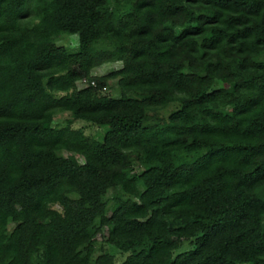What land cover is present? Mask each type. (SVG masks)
<instances>
[{
  "label": "trees",
  "instance_id": "1",
  "mask_svg": "<svg viewBox=\"0 0 264 264\" xmlns=\"http://www.w3.org/2000/svg\"><path fill=\"white\" fill-rule=\"evenodd\" d=\"M111 60L121 67L89 75ZM83 77L95 86L77 88ZM109 78L119 97L101 93ZM61 111L71 118L56 126ZM78 119L105 126L102 138ZM112 187L134 199L108 210ZM183 239L193 247L172 257ZM116 253L264 264V0H0V264Z\"/></svg>",
  "mask_w": 264,
  "mask_h": 264
},
{
  "label": "rangeland",
  "instance_id": "2",
  "mask_svg": "<svg viewBox=\"0 0 264 264\" xmlns=\"http://www.w3.org/2000/svg\"><path fill=\"white\" fill-rule=\"evenodd\" d=\"M110 7L115 10L116 8H122L121 6L118 7V5L111 1L110 2ZM56 43L59 45L64 46L68 51H75L78 46V40L77 36L75 34H62L56 39ZM100 44H95V47H100ZM121 67V62L119 60H111V61H106L101 63L98 66L93 67L90 70L89 75L93 77H98V76H103L107 73H110L112 71L118 70ZM76 87L81 88L82 85L76 82ZM216 88L217 86L214 85ZM101 93L108 95L109 97L116 98L119 97L120 91L117 85V78H109L104 82V86L101 89ZM127 95L129 96H138V93L131 92L128 93ZM179 108L178 102H170L168 103L164 108H161L155 112L157 116L160 117H167L168 114L171 112L177 110ZM151 115L152 112H149ZM70 113L67 111H61V112H55L52 117V122L54 125H61L64 123L65 120L70 119ZM72 127L80 129L84 135L88 137H92L94 139H101L104 131L106 130V127L103 126H96L90 122H86L83 120H74L72 122ZM61 155L64 157H67L71 155L72 153L62 150L60 151ZM74 157L79 163H83V158L80 155L74 154ZM131 166L133 170L136 173L142 172L143 168L141 164L136 160L133 159L131 162ZM115 197H120V198H132V196H128L127 194L121 192L118 188L112 187L106 190V193L104 194V199L106 200L107 208L110 210ZM53 208L59 209L60 207L58 205H53ZM105 235V229H103L102 232L97 233L94 237V252H93V257H96L100 253V248L103 243V236ZM190 239H183L180 241L178 247L172 252V257L178 253H181L183 251H186L188 249H191L193 247V244L190 243ZM107 249V248H106ZM125 254H115V264L119 263L123 258ZM93 264V263H91Z\"/></svg>",
  "mask_w": 264,
  "mask_h": 264
},
{
  "label": "built area",
  "instance_id": "3",
  "mask_svg": "<svg viewBox=\"0 0 264 264\" xmlns=\"http://www.w3.org/2000/svg\"><path fill=\"white\" fill-rule=\"evenodd\" d=\"M78 83L82 85L81 88H85V87H88V86H95V82L94 80H89L87 78H81L78 80ZM103 88V87H102ZM101 88V89H102Z\"/></svg>",
  "mask_w": 264,
  "mask_h": 264
}]
</instances>
